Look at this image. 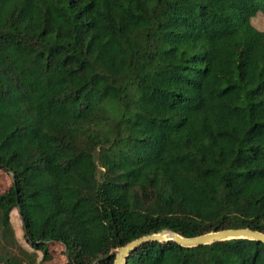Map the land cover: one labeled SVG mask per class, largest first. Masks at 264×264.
Here are the masks:
<instances>
[{"label": "trees", "instance_id": "trees-1", "mask_svg": "<svg viewBox=\"0 0 264 264\" xmlns=\"http://www.w3.org/2000/svg\"><path fill=\"white\" fill-rule=\"evenodd\" d=\"M261 13L264 0H0V264H47L52 242L63 264H115L163 229L264 233ZM127 264H264V242L152 241Z\"/></svg>", "mask_w": 264, "mask_h": 264}, {"label": "water", "instance_id": "water-1", "mask_svg": "<svg viewBox=\"0 0 264 264\" xmlns=\"http://www.w3.org/2000/svg\"><path fill=\"white\" fill-rule=\"evenodd\" d=\"M235 238H248L264 242V233L251 228H228L218 231H211L203 235L187 237L175 232L174 230L163 229L160 232L143 235L130 241L126 245L115 249L108 257L114 256L115 264H127L129 256L132 254V252L140 248L142 245L152 241H175L180 245L192 247ZM66 251L68 254L67 247Z\"/></svg>", "mask_w": 264, "mask_h": 264}, {"label": "rangeland", "instance_id": "rangeland-1", "mask_svg": "<svg viewBox=\"0 0 264 264\" xmlns=\"http://www.w3.org/2000/svg\"><path fill=\"white\" fill-rule=\"evenodd\" d=\"M255 23L257 26H262L264 24V13L259 14L255 18ZM12 183V176H10L7 172L0 168V191L8 188ZM16 214V213H15ZM13 220L15 223L16 234L21 242V244L27 248H29L26 238L24 237V228L22 224V219L17 215L13 216ZM51 252L54 253L53 260L49 261L47 264H63L67 260V256L65 254L64 245L58 242H52L50 244Z\"/></svg>", "mask_w": 264, "mask_h": 264}, {"label": "bare ground", "instance_id": "bare-ground-1", "mask_svg": "<svg viewBox=\"0 0 264 264\" xmlns=\"http://www.w3.org/2000/svg\"><path fill=\"white\" fill-rule=\"evenodd\" d=\"M165 235H167V234H165Z\"/></svg>", "mask_w": 264, "mask_h": 264}]
</instances>
